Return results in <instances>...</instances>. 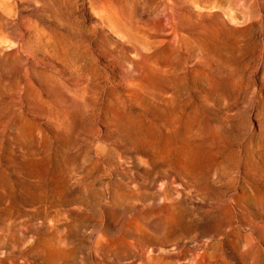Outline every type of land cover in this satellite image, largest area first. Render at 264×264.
<instances>
[{"label": "rangeland", "instance_id": "obj_1", "mask_svg": "<svg viewBox=\"0 0 264 264\" xmlns=\"http://www.w3.org/2000/svg\"><path fill=\"white\" fill-rule=\"evenodd\" d=\"M0 264H264V0H0Z\"/></svg>", "mask_w": 264, "mask_h": 264}]
</instances>
